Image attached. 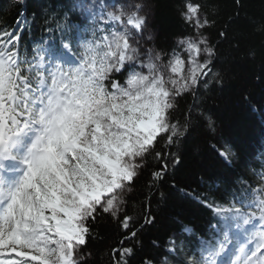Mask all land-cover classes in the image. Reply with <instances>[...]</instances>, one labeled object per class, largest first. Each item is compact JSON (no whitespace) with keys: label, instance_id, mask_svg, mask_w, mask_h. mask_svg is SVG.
<instances>
[{"label":"snow or ice","instance_id":"snow-or-ice-1","mask_svg":"<svg viewBox=\"0 0 264 264\" xmlns=\"http://www.w3.org/2000/svg\"><path fill=\"white\" fill-rule=\"evenodd\" d=\"M202 7L185 4L181 16L195 34L171 52L142 49L137 36L147 17L138 2L113 5L91 39L62 36L30 55L20 50L23 13L14 27H0V264H88L92 227L105 218L125 230V240L137 236L125 213L132 184L150 159L162 162L153 184L162 178L171 155L165 149L188 134L200 87L223 85L228 75L213 70L217 50L204 35L213 21ZM253 27L264 35V22ZM186 95L194 102L173 122ZM220 155L227 160L230 150ZM256 175L258 186L243 181L239 200L208 205L225 221L219 232L187 251L170 240L142 264H264V171ZM119 244L110 264H128L135 253Z\"/></svg>","mask_w":264,"mask_h":264},{"label":"trees","instance_id":"trees-1","mask_svg":"<svg viewBox=\"0 0 264 264\" xmlns=\"http://www.w3.org/2000/svg\"><path fill=\"white\" fill-rule=\"evenodd\" d=\"M202 5V14L213 21L205 31L216 47L218 60L214 71L227 72L223 85L211 81L199 89L188 134L166 152L167 171L153 184L152 173L162 162L150 159L126 195L125 213L132 217L131 231L137 236L125 240L127 233L110 218L92 227L86 253L88 264H110L109 253L132 247L135 253L128 264H142L145 257H158L170 240L185 250L198 247V239L212 237L211 225L224 227L225 221L208 207L229 205L243 194V181L258 186L256 175L264 171V35L254 31L253 23L264 22V0H149L150 24L155 36L150 48L171 52L176 42L195 29L181 16L186 3ZM0 0V27H14L18 14L26 16L20 50L31 54L39 39L73 38V22H79L70 0ZM226 31V38L219 35ZM193 97L179 100L173 122L183 121ZM203 113V115H201ZM215 122L207 127L205 117ZM163 147L161 144L157 150ZM230 150L226 160L221 151ZM145 217H152L145 223ZM191 229V232L185 231ZM153 242L159 245L154 247Z\"/></svg>","mask_w":264,"mask_h":264},{"label":"rangeland","instance_id":"rangeland-1","mask_svg":"<svg viewBox=\"0 0 264 264\" xmlns=\"http://www.w3.org/2000/svg\"><path fill=\"white\" fill-rule=\"evenodd\" d=\"M74 1L78 5V6H74L75 3L72 2V4H73L72 6L74 7V10L76 11V9H78V12L76 11V13H77V15L80 14V17H82L83 11L78 8L80 6V3L78 0H74ZM99 1H103V3L105 4V6H103V7H105V10H103V13H105V14L108 11L114 10L113 5H115L116 7H119L123 4L130 3V2L142 3L144 5L142 14L147 17V23H146L145 28L143 29V33L141 35L137 36V39L141 42L142 49L150 48L149 45L155 36V31L152 30V28L150 26V24L152 22V9H151V5L149 4V0H99ZM90 2H92V0H82V3L84 5H87ZM107 6H109V7H107ZM75 7H77V8L75 9ZM82 9H83V7H82ZM99 21H101V23H103V21L100 18H97V19L91 18V22H93V23L98 24ZM103 25H104V23H103ZM149 36L152 37L151 40L148 39ZM88 39H91V37Z\"/></svg>","mask_w":264,"mask_h":264},{"label":"bare ground","instance_id":"bare-ground-1","mask_svg":"<svg viewBox=\"0 0 264 264\" xmlns=\"http://www.w3.org/2000/svg\"><path fill=\"white\" fill-rule=\"evenodd\" d=\"M103 24V23H102Z\"/></svg>","mask_w":264,"mask_h":264}]
</instances>
